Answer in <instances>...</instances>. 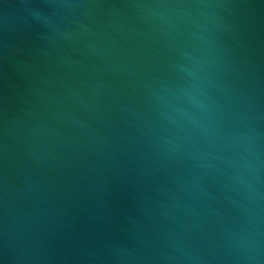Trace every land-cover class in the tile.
Segmentation results:
<instances>
[{"label": "water", "instance_id": "obj_1", "mask_svg": "<svg viewBox=\"0 0 264 264\" xmlns=\"http://www.w3.org/2000/svg\"><path fill=\"white\" fill-rule=\"evenodd\" d=\"M0 264H264V0H0Z\"/></svg>", "mask_w": 264, "mask_h": 264}]
</instances>
